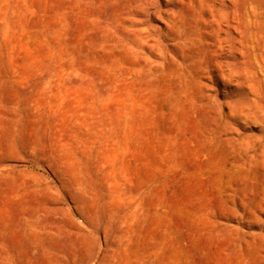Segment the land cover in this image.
Wrapping results in <instances>:
<instances>
[{"label": "rangeland", "instance_id": "rangeland-1", "mask_svg": "<svg viewBox=\"0 0 264 264\" xmlns=\"http://www.w3.org/2000/svg\"><path fill=\"white\" fill-rule=\"evenodd\" d=\"M203 1L0 0V264H264V27Z\"/></svg>", "mask_w": 264, "mask_h": 264}, {"label": "bare ground", "instance_id": "bare-ground-1", "mask_svg": "<svg viewBox=\"0 0 264 264\" xmlns=\"http://www.w3.org/2000/svg\"><path fill=\"white\" fill-rule=\"evenodd\" d=\"M205 1V0H204ZM203 1V2H204ZM199 3V2H198ZM218 3V2H217ZM220 3H222V11L224 12L221 16V23H224V28L220 29L223 33L224 37L220 38V42H225L227 45V49H229L231 52V55L236 53L239 49L237 48V45L239 44L240 47L243 48L247 46V48L250 47V44L255 43L254 36L255 32L257 31L258 34L262 33V28L264 27V21H261L262 18H264V12L259 13L257 12L258 9H261L260 7L255 4V0H220ZM261 4V3H260ZM215 5V3H214ZM217 5V4H216ZM206 6V5H205ZM204 7V6H203ZM221 7V6H220ZM216 9V8H215ZM202 12V11H201ZM207 12V11H206ZM204 13V11H203ZM217 13V12H216ZM200 14V12H199ZM208 14V13H207ZM218 14V13H217ZM216 14V15H217ZM210 15V14H209ZM200 16V15H199ZM203 16V15H201ZM207 19V18H206ZM210 20V19H209ZM208 20V21H209ZM202 22V21H201ZM203 23V22H202ZM223 25V24H222ZM221 25V26H222ZM207 26V25H206ZM220 26V27H221ZM213 27V26H212ZM204 28V27H203ZM205 30V29H204ZM209 31V30H208ZM210 35V34H208ZM221 34V36H223ZM237 36H239L241 39L240 41L237 39ZM216 36V35H215ZM210 37V36H209ZM217 37V36H216ZM264 37V36H263ZM211 38V37H210ZM215 38V37H213ZM258 38H262L261 35L258 36ZM217 39V38H216ZM264 40V39H262ZM260 40V41H262ZM213 41V40H212ZM217 41V40H216ZM260 41H256L259 46H261ZM218 44V43H217ZM220 43V48H221ZM211 46V45H210ZM215 46V45H214ZM213 46V48H214ZM218 46V45H217ZM216 46V47H217ZM218 46V47H219ZM216 48H214L215 50ZM241 50V49H240ZM249 50V49H247ZM253 50V49H251ZM262 50V49H260ZM212 51V50H211ZM256 51V50H254ZM224 52V51H223ZM260 52V51H259ZM239 54V53H238ZM215 55V54H214ZM218 55V54H217ZM222 55V54H221ZM245 55V54H244ZM238 56V55H237ZM210 57V56H209ZM216 57V56H215ZM214 57V58H215ZM234 57V56H233ZM241 57H243L241 55ZM248 57V56H247ZM254 57V56H253ZM212 58V57H211ZM233 63L235 62L234 58H231ZM237 59V58H236ZM213 60V58H212ZM238 60V59H237ZM211 61V60H210ZM219 61V59H218ZM256 62V61H255ZM210 63V62H208ZM217 65H220V62H216ZM210 65V64H209ZM248 65V64H246ZM216 66V65H215ZM249 68V67H248ZM262 68V67H261ZM240 72V71H239ZM240 74V73H239ZM225 75V74H223ZM222 75V76H223ZM263 76V75H262ZM118 126V125H117ZM129 127V126H128ZM114 128V127H113ZM127 129V128H126ZM226 177V176H225ZM225 181V180H224ZM264 183V182H263ZM246 193V191H244ZM255 198V197H254ZM255 201V199H253ZM252 203V201H251ZM250 203V204H251ZM255 203V202H254ZM251 207V206H250ZM253 207V206H252ZM254 211H250L249 214L251 216H256L258 213H264V194L260 197V200L254 204ZM249 215V216H250ZM260 216V215H259ZM229 217V216H228ZM253 217V218H254ZM226 218V217H225ZM256 220V219H255ZM230 249V248H229ZM264 249V248H263ZM236 251V250H235ZM225 252V251H224ZM264 254V253H263ZM252 256V255H251ZM232 264H237V261H234Z\"/></svg>", "mask_w": 264, "mask_h": 264}]
</instances>
